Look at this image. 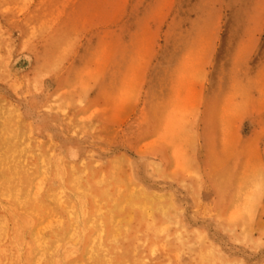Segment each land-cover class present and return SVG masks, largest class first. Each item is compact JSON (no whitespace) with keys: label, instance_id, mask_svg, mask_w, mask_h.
Segmentation results:
<instances>
[{"label":"rangeland","instance_id":"1","mask_svg":"<svg viewBox=\"0 0 264 264\" xmlns=\"http://www.w3.org/2000/svg\"><path fill=\"white\" fill-rule=\"evenodd\" d=\"M0 114L73 166L153 158L186 235L264 264V0H0Z\"/></svg>","mask_w":264,"mask_h":264},{"label":"bare ground","instance_id":"2","mask_svg":"<svg viewBox=\"0 0 264 264\" xmlns=\"http://www.w3.org/2000/svg\"><path fill=\"white\" fill-rule=\"evenodd\" d=\"M10 126L0 120V264H237L186 235L153 158L148 180L125 156L73 166Z\"/></svg>","mask_w":264,"mask_h":264}]
</instances>
